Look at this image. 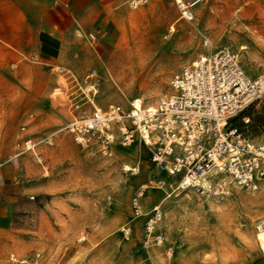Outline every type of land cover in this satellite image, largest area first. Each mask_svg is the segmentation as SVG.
Wrapping results in <instances>:
<instances>
[{"label":"rangeland","instance_id":"obj_1","mask_svg":"<svg viewBox=\"0 0 264 264\" xmlns=\"http://www.w3.org/2000/svg\"><path fill=\"white\" fill-rule=\"evenodd\" d=\"M176 17L168 0L136 8L125 4L102 37L107 43L80 39L68 69L32 68L24 88L30 90V104L15 124L6 125L0 151V161H19L21 185L10 225L0 230V264H264V188H233L219 199L191 189L147 188L141 205L161 208L155 230L162 239L144 245L143 216L132 217L130 197L155 174L145 146H117L102 156L81 148L60 128L67 118L61 85L70 74L81 80L94 69L96 102L124 106L134 97L154 102L169 91L172 74L219 47L235 52L249 77L264 76V0H204L192 21ZM233 124L257 140L264 132V95ZM27 138L35 142L33 150L23 149ZM135 163L136 174L123 170Z\"/></svg>","mask_w":264,"mask_h":264},{"label":"built area","instance_id":"obj_2","mask_svg":"<svg viewBox=\"0 0 264 264\" xmlns=\"http://www.w3.org/2000/svg\"><path fill=\"white\" fill-rule=\"evenodd\" d=\"M147 1L126 0V5L136 8ZM203 1L168 0L177 11L175 21L188 22ZM87 37L89 42L95 39L94 34ZM200 41L208 47L207 39ZM67 78L69 82L61 85L66 92L67 118L60 128L77 145L102 156H110L117 146L134 143L147 149L155 174L139 183L130 197L132 217L143 216L144 245L162 239L155 230L161 208L152 204L143 210L141 205L147 188L191 189L216 199L229 196L233 188H264V132L254 140L233 124L236 115L263 97L264 76L249 77L231 49L219 47L197 55L171 75L169 91L148 104L138 97L125 106L117 101L99 104L94 69L81 80L72 75ZM34 145L29 138L23 140V149L33 150ZM123 170L136 174L139 165H124ZM9 256L13 258L12 253Z\"/></svg>","mask_w":264,"mask_h":264},{"label":"crops","instance_id":"obj_3","mask_svg":"<svg viewBox=\"0 0 264 264\" xmlns=\"http://www.w3.org/2000/svg\"><path fill=\"white\" fill-rule=\"evenodd\" d=\"M125 4L126 0H0V151L6 145V125L15 124L30 104V90L24 88L32 80V68L68 69L75 63L80 39L92 43L88 34L107 43L102 37ZM98 48L105 51L102 43ZM18 165L12 157L0 161V230L10 225L21 190Z\"/></svg>","mask_w":264,"mask_h":264},{"label":"bare ground","instance_id":"obj_4","mask_svg":"<svg viewBox=\"0 0 264 264\" xmlns=\"http://www.w3.org/2000/svg\"><path fill=\"white\" fill-rule=\"evenodd\" d=\"M139 99H140V98H139ZM260 228H261V226H260ZM262 230L264 231V228H263ZM262 230H261V231H262ZM127 231H128V230H127Z\"/></svg>","mask_w":264,"mask_h":264}]
</instances>
